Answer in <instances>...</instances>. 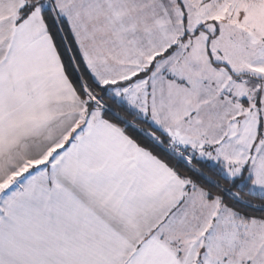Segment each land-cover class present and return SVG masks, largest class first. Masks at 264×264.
I'll return each instance as SVG.
<instances>
[{
	"label": "snow or ice",
	"instance_id": "1",
	"mask_svg": "<svg viewBox=\"0 0 264 264\" xmlns=\"http://www.w3.org/2000/svg\"><path fill=\"white\" fill-rule=\"evenodd\" d=\"M0 264H264V0H0Z\"/></svg>",
	"mask_w": 264,
	"mask_h": 264
}]
</instances>
